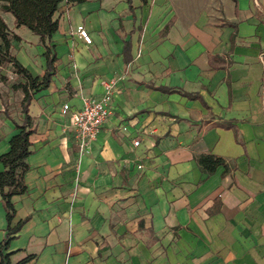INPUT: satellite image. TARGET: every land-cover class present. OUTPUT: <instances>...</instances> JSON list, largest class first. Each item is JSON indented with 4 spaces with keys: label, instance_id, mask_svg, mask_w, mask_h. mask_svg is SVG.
Listing matches in <instances>:
<instances>
[{
    "label": "crops",
    "instance_id": "1",
    "mask_svg": "<svg viewBox=\"0 0 264 264\" xmlns=\"http://www.w3.org/2000/svg\"><path fill=\"white\" fill-rule=\"evenodd\" d=\"M0 15L22 39L16 59L41 77L39 37L26 46ZM53 18L55 72L32 95L26 191L12 198L10 226L26 221L9 237L0 195L8 263L264 264V0L63 1ZM7 65L0 156L23 122ZM108 84L111 115L81 154L62 107ZM204 155L224 165L206 174Z\"/></svg>",
    "mask_w": 264,
    "mask_h": 264
},
{
    "label": "trees",
    "instance_id": "2",
    "mask_svg": "<svg viewBox=\"0 0 264 264\" xmlns=\"http://www.w3.org/2000/svg\"><path fill=\"white\" fill-rule=\"evenodd\" d=\"M66 1L70 5L81 4L86 0H0V13H8L14 18L16 27H25L32 34L39 37V42L44 48L43 56L46 61V68L41 77H34L12 54V41H20L21 38L10 31L4 19L0 15V66L10 64L13 72L20 76L24 83H19L14 88H18L23 93L21 100V112L23 122L16 124L18 133L9 140V150L0 156V162L4 170L0 172V195L7 221V236L17 233L26 219L19 221L11 227V221L15 215L12 202L14 196L22 195L26 191L23 176L28 170L26 158L31 153L29 141L33 133V124L28 115V107L35 92L46 89L55 72L56 56L51 45V36L58 29V20L53 18L61 2ZM130 4V0H125ZM147 0H140L145 4ZM163 92H174L169 88H160ZM201 171L211 174L218 166L224 165V161L213 155H204L197 158ZM7 243L0 244V264L8 263V254H4ZM25 260L17 264L24 263Z\"/></svg>",
    "mask_w": 264,
    "mask_h": 264
},
{
    "label": "built area",
    "instance_id": "3",
    "mask_svg": "<svg viewBox=\"0 0 264 264\" xmlns=\"http://www.w3.org/2000/svg\"><path fill=\"white\" fill-rule=\"evenodd\" d=\"M76 31L84 43L92 42L91 36L82 25L77 26ZM111 93L112 84H108L101 96L85 98L80 109L70 111L68 104H64L62 107L61 114L67 116V127L73 132L81 154L89 152L91 143L97 138L104 122L111 115ZM132 144L137 147L140 140L135 138L132 140Z\"/></svg>",
    "mask_w": 264,
    "mask_h": 264
},
{
    "label": "rangeland",
    "instance_id": "4",
    "mask_svg": "<svg viewBox=\"0 0 264 264\" xmlns=\"http://www.w3.org/2000/svg\"><path fill=\"white\" fill-rule=\"evenodd\" d=\"M11 31V30H10ZM21 35L23 36V38L25 39V41H23V43H25L26 44V46L27 45H29V46H35V45H32L33 43H29V42H27V41H32V39L34 38V37H36V36H34L29 30H27L25 27H21ZM22 40V39H21ZM20 40V41H21ZM20 41H18V42H20ZM13 42V41H12ZM20 45L22 46V43H20ZM12 54H14L15 55V53H14V51L12 50ZM15 57H16V55H15ZM3 76H1V80H2V82L5 84V86H7L8 88H12L13 90L15 89H17V88H14L16 85H18L19 84V80H21L22 78L20 77V76H18V75H16L14 72H13V70H12V67H11V65L10 64H8L7 66H6V68L3 70ZM13 85V86H10V85ZM13 106H14V110H13V112L14 111H16V112H18V111H20V106H19V104H18V99H17V102H16V104L14 105L13 104Z\"/></svg>",
    "mask_w": 264,
    "mask_h": 264
}]
</instances>
